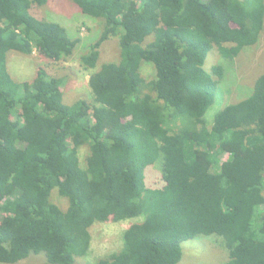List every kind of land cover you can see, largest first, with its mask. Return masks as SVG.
<instances>
[{"label":"trees","instance_id":"obj_1","mask_svg":"<svg viewBox=\"0 0 264 264\" xmlns=\"http://www.w3.org/2000/svg\"><path fill=\"white\" fill-rule=\"evenodd\" d=\"M49 1L0 0V263L74 264L95 223L139 218L93 264H178L199 235L224 241L222 264H264V72L227 103L224 68L204 66L210 51L227 62L258 43L264 0H69L101 24L86 69L117 44L89 77L91 100L70 104L45 67L21 82L8 71L10 53L59 62L79 46L31 14Z\"/></svg>","mask_w":264,"mask_h":264},{"label":"rangeland","instance_id":"obj_2","mask_svg":"<svg viewBox=\"0 0 264 264\" xmlns=\"http://www.w3.org/2000/svg\"><path fill=\"white\" fill-rule=\"evenodd\" d=\"M30 12L34 17L58 23L67 31L70 38L81 41L70 57H64L59 62L44 60L36 52L28 56L10 53L7 66L12 78L20 82L30 80L35 76L37 68L42 66L50 75L63 79V97L67 104L79 99L91 100L92 94L88 86L89 77L103 63L116 59V41L111 40L105 43L102 46V53L96 67L86 69L81 63V57L84 54L85 46L98 38L101 30L100 22L82 15L69 0H50L45 6L34 5ZM240 56L226 62L215 51H210L205 61L204 66L207 70L212 65L217 64L224 68L222 91L227 103H236L249 96L255 79L264 72V31L258 43L253 47L244 49ZM142 72L147 79L154 75L150 67H143ZM207 115L210 117L211 112H208ZM79 155L81 156L80 165L85 167L84 158L87 155V148L81 147ZM161 164L162 159L158 158L156 163L146 170L145 184L147 187L154 189L163 185L160 180ZM61 206L66 207L64 204ZM139 220V218H135L119 222L95 223L90 229L91 243L88 254L83 258L75 259L74 264H93L95 261L118 252L123 245L124 231ZM216 237V235H199L192 241L183 242L182 257L178 264L224 263L228 259V251L224 241ZM17 264L47 263L42 256H38L31 262L21 261Z\"/></svg>","mask_w":264,"mask_h":264}]
</instances>
